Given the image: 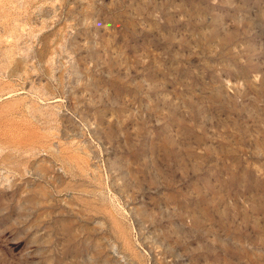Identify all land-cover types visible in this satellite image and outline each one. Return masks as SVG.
Wrapping results in <instances>:
<instances>
[{"label": "rangeland", "instance_id": "1", "mask_svg": "<svg viewBox=\"0 0 264 264\" xmlns=\"http://www.w3.org/2000/svg\"><path fill=\"white\" fill-rule=\"evenodd\" d=\"M0 264H264V0H0Z\"/></svg>", "mask_w": 264, "mask_h": 264}]
</instances>
